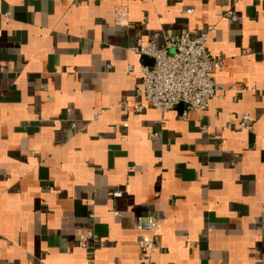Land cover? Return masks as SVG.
Returning a JSON list of instances; mask_svg holds the SVG:
<instances>
[{
  "label": "crops",
  "instance_id": "crops-1",
  "mask_svg": "<svg viewBox=\"0 0 264 264\" xmlns=\"http://www.w3.org/2000/svg\"><path fill=\"white\" fill-rule=\"evenodd\" d=\"M207 26L236 89L147 105L137 41ZM143 236L152 264H264V0H0V264H141Z\"/></svg>",
  "mask_w": 264,
  "mask_h": 264
},
{
  "label": "built area",
  "instance_id": "built-area-1",
  "mask_svg": "<svg viewBox=\"0 0 264 264\" xmlns=\"http://www.w3.org/2000/svg\"><path fill=\"white\" fill-rule=\"evenodd\" d=\"M227 14L232 20L235 19L231 11ZM5 15L10 13L6 12ZM211 29L212 26H207L197 33L164 31L154 34L146 43L137 41L132 50L153 60L152 65L141 67L140 88L136 91L147 105L160 112L182 106L181 117L185 118L191 111L207 109L211 98L223 97L226 90L236 89L235 86L227 88L215 78V73L223 66L224 58L207 50L206 42ZM159 36L163 39L161 46L155 42ZM143 108L142 105L137 106L135 111L141 112ZM236 123L240 129L252 130L251 118L246 112L240 114ZM201 132H208V126H201ZM112 194L116 197L121 191L116 189ZM158 224L159 218L155 213H144L135 218V229L140 232L154 233ZM81 245L86 244L82 242ZM138 245L141 264H152L150 255L155 248L154 239L143 236L138 240Z\"/></svg>",
  "mask_w": 264,
  "mask_h": 264
},
{
  "label": "water",
  "instance_id": "water-1",
  "mask_svg": "<svg viewBox=\"0 0 264 264\" xmlns=\"http://www.w3.org/2000/svg\"><path fill=\"white\" fill-rule=\"evenodd\" d=\"M151 61L153 62V60L151 59Z\"/></svg>",
  "mask_w": 264,
  "mask_h": 264
}]
</instances>
